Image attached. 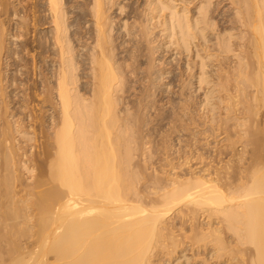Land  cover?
I'll use <instances>...</instances> for the list:
<instances>
[{
    "label": "bare ground",
    "instance_id": "bare-ground-1",
    "mask_svg": "<svg viewBox=\"0 0 264 264\" xmlns=\"http://www.w3.org/2000/svg\"><path fill=\"white\" fill-rule=\"evenodd\" d=\"M110 1L0 0V264H264V0Z\"/></svg>",
    "mask_w": 264,
    "mask_h": 264
},
{
    "label": "rangeland",
    "instance_id": "rangeland-1",
    "mask_svg": "<svg viewBox=\"0 0 264 264\" xmlns=\"http://www.w3.org/2000/svg\"><path fill=\"white\" fill-rule=\"evenodd\" d=\"M112 1L115 2V5L112 7L110 13H113L112 16L115 17V19H114L115 24H118L119 19H125L126 15H127V12H128V9H129V6L131 4H132L133 7H135L139 3H141V5L144 4V1H147V0H111L110 3H112ZM179 1L181 2V0H179ZM179 1H178V3H176V2L175 3L177 5H179V3H180ZM182 2L187 3L186 6L189 7L192 10V13L193 12H196L197 13V10H195V9L193 10L194 5L197 4L196 0H182ZM16 3H18V1ZM170 3H172V2H170ZM121 6H124V8L122 10H120V7ZM210 10L212 11V19H213L212 23L215 24V27H213V29H215V30L214 31H210L209 36H208L209 41L206 42V40L205 41L199 40V43H202V45L203 44L206 45V47H210L209 49L211 50L213 47H215L214 45L217 42L216 41L217 40V35L220 32V30L221 29H224V28L228 29V25L229 24L226 23V21H227V19H229L232 16L231 15L232 11H230V4H229L228 0H212L211 1V6H210ZM213 10H214V12H213ZM12 20L15 23L21 22V20H19L16 17H12ZM224 20H225V22H224ZM121 24H122V21H120V23L118 24V26L121 25ZM157 32H158V30L155 31V33H157ZM173 33H174V30L171 27V25H169V30L166 32V34L169 35V38H167L166 40L172 41L173 40V38H172V34ZM160 36H162V33H158L156 35L157 38H160ZM161 39H162V37H161ZM234 41L235 40H233V42L232 41L231 42L234 43ZM9 42L12 43V45H11V48L12 49L19 50V42H20L19 39L12 38V39H10ZM235 43H237V42H235ZM172 47H170V48H172ZM193 51H195V48H193ZM20 55L21 54H19V56ZM168 55L169 54H167L166 56H168ZM23 56H24V54H23ZM24 58H26V56H24ZM174 58L175 57H171L170 59L167 60L168 62H171V63H170V65H168L166 67V69H169L172 73L168 75V79H166V81H168V80H170L171 78H174V77L175 78H180V73L184 70V67H185V66H183V63H189L190 64V66H189L190 67V70L189 69L188 70L185 69V72H184V75H183V79H185V82H189V84H190L189 85V89H186V91H185V95L193 98V100L196 102V104L193 107V109L196 110V108L198 107L197 106V102H199L203 98V94H202L203 93V89H198V85L196 83V79L195 78H189L188 77V74H190L191 72H195L196 71V69L193 68L192 63L195 62V61H198V59H196V57L193 56L191 53L184 54L182 56H177L175 58V60H173ZM192 58H193V60H192ZM16 61H18L16 55L13 57V59H8V58L5 59V56L3 57L2 69L3 68L4 69L2 70V72L4 73V76H6V78H5L6 80L8 79V76L14 74V70H13L14 67L13 66H10V64H12V63H14ZM213 65H216V64L213 63ZM180 67H181V69H179ZM215 70H216V67H214V66L213 67L212 66H208L206 68V72L208 71L207 73L209 75L211 74L213 76H214ZM20 73H21V71H17L16 77L18 78V81H21V83L24 84L25 81H26V77L24 75H21ZM37 80H38V77H37ZM30 84H31V81L28 82V85H30ZM179 85H180V82L179 81L178 82L177 81H175V82H172L171 81V84L168 85V87H167V93H165L164 96H163L164 97L163 98V104L168 99H173L175 102L180 101V97H179L180 88H179ZM14 88H15L14 86L9 87L7 91L9 92V91L13 90ZM20 89L21 88H19V90L15 91V93L18 92L19 94L18 93L16 94L18 96L15 97L14 101H17L18 97L20 98L21 91H22V90L20 91ZM159 105H160V102H158V104H157V107H156L157 109L159 108ZM166 107L169 108V106L167 104L165 105V108ZM195 113H196V111H195ZM28 115H29V113L27 114V116ZM149 115H152V116L155 115L154 112H153V110L150 112ZM24 123H28V119L27 120H24ZM223 137H224V135H220L219 137H217L215 139L209 138L208 140L211 143L210 144V147L215 146L216 143L218 141H220ZM175 139H174V141H175ZM181 139L183 140V139H185V137H183ZM23 141H25V139ZM202 143H203V141H202ZM28 144L30 145L31 143H28ZM174 144L177 145L176 148L179 147V145H178V143L176 141L174 142ZM182 145H183V143H181V146ZM218 145L219 144H217V146ZM182 150L183 151H186L187 149L186 150L185 149H182ZM212 151L210 152V157H213L215 155L214 153H212ZM214 158H215L214 159V163H216V161H218V157H214ZM222 158H223V156H222ZM192 163H195V162L192 161ZM216 164H214V165H216ZM158 165L159 164L157 163L156 164V167ZM175 224H178V220L175 221ZM188 253L185 252L184 255L186 254V256L188 255L187 256L188 258H191V254L189 253L190 254L189 255ZM177 262H176L177 264H183V260L182 259H180ZM192 262L195 263L193 260H190V264H193ZM173 263L176 264L175 262H173ZM165 264H169V263H165Z\"/></svg>",
    "mask_w": 264,
    "mask_h": 264
}]
</instances>
